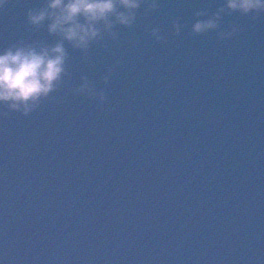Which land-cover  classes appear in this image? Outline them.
<instances>
[{"label": "water", "instance_id": "95a60500", "mask_svg": "<svg viewBox=\"0 0 264 264\" xmlns=\"http://www.w3.org/2000/svg\"><path fill=\"white\" fill-rule=\"evenodd\" d=\"M159 2L87 59L68 45L40 108L0 114V264H264V15H224L241 30L221 40L191 29L224 0ZM42 3L0 9V50L58 39L26 23Z\"/></svg>", "mask_w": 264, "mask_h": 264}, {"label": "clouds", "instance_id": "9594fccd", "mask_svg": "<svg viewBox=\"0 0 264 264\" xmlns=\"http://www.w3.org/2000/svg\"><path fill=\"white\" fill-rule=\"evenodd\" d=\"M8 3L9 0H0V9ZM142 5L146 6V13L160 8L159 0H43L40 7L29 8L26 23L32 29L46 27L49 35L58 39L53 43L21 39L0 50V105L7 109L0 114L7 116L15 111L28 116L40 108L70 75L67 46L80 50L87 59L92 45L105 41V36L119 39L117 25L133 27ZM234 12L258 19L264 15V0H224L211 15L207 9H200L195 16L207 18L197 19L192 24V34L216 31L219 39H230L241 30L240 26L233 25L231 30H225L221 21L224 15ZM172 26L176 35L184 27L179 18L173 21ZM151 34L157 41L167 40L159 27H153ZM103 46L108 47L107 43ZM114 70V67L108 68L103 76L105 83L110 81ZM81 80L74 93L98 99L103 106L108 100L106 91L98 89L95 81L87 75Z\"/></svg>", "mask_w": 264, "mask_h": 264}]
</instances>
